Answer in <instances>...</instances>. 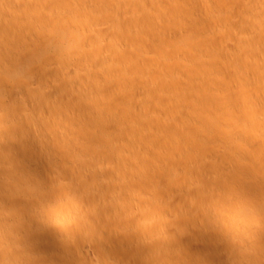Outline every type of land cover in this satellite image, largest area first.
Instances as JSON below:
<instances>
[{"label":"bare ground","instance_id":"1","mask_svg":"<svg viewBox=\"0 0 264 264\" xmlns=\"http://www.w3.org/2000/svg\"><path fill=\"white\" fill-rule=\"evenodd\" d=\"M261 113L264 0H0V264H264Z\"/></svg>","mask_w":264,"mask_h":264},{"label":"rangeland","instance_id":"2","mask_svg":"<svg viewBox=\"0 0 264 264\" xmlns=\"http://www.w3.org/2000/svg\"><path fill=\"white\" fill-rule=\"evenodd\" d=\"M201 7H202L201 9L198 7V8L200 9V11L198 10L199 12H197L198 14H200V12L203 14L204 11H205L204 9H207V8H208L206 5H203V6H201ZM205 7H207V8H205ZM60 11H61V10H60ZM206 11H207V14L209 15V8H208ZM206 11H205V13H204L203 15L206 14ZM224 12H226V13H225V15H226V14H227V11L224 10ZM224 12L222 13L223 16H222V15L220 16V20H219V18H217V20H215V21H216L215 23H219V24H215V23L213 22L214 25L210 24V26H211V25H212V26L217 25V27H218V26L220 27V25L222 24V21H223L222 19H223V17L225 16V15H224ZM207 14H206V15H207ZM211 14H212V13H211ZM211 14H210L209 16H211ZM215 14H217V13L214 12L213 15H212L211 17H213ZM228 15H229V14H227L226 16L228 17ZM198 16H200V15H198ZM221 17H222V19H221ZM23 18H24L25 20H24ZM200 18H203V16L201 15ZM22 19H23L24 22L26 21V24H28V25L30 24V22H29V20H27L26 16H24V15H23V17L21 18V21L19 20L21 24L18 22L20 25L23 26V27H22V26H20V27H21V29L24 30L25 34H28L27 36L25 35V36L29 39L28 41H32V42H34V43H36V44H38V41H39V44L43 45V43L45 42V38L42 39L41 37H43V36H42L40 33H39V35H40V37H39V36H38V32H39V31L37 32V30H33L32 27H31V28H32L31 30H33V31H31V32L33 33V32L35 31L37 34L33 33V35H31L32 33L30 32V27L28 28V26H27L24 22L22 23ZM224 19L227 20L226 17H224ZM218 20H219L220 22H219ZM28 22H29V23H28ZM227 22H228V21H227ZM209 23H211V22H209ZM23 24H24V25H23ZM225 24H227V23H226V22L224 23V21H223V26L221 25V27H220L219 29L216 27V28H217V29H216V32H217V30H218L217 33H220V32L223 30L222 27L226 28V25H225ZM207 26H208V24H207ZM210 26H209V27H210ZM212 26H211V27H212ZM26 27H27V28H26ZM209 27H208V28H209ZM25 28L28 29L29 31L27 32V30H26ZM23 30H22V31H23ZM195 30H196V29H194V30L191 31L192 36L194 35L193 33H195V35H194L195 38H196V36H197V38H198L199 36H201L202 38L199 37L198 39H202V40H204V39L208 40V39H209V41H212L211 38L208 36L207 31H206V34H207V35L204 33V35L206 36V37L204 38V36H202V34H203L202 32H201V33H202L201 35H200V32H197V31H200V30H196V31H195ZM196 32H197V35H196ZM29 33H30V34H29ZM198 33H199V35H198ZM29 35H30L31 37H30ZM28 36H29V37H28ZM208 37H209V38H208ZM35 38H36V39H35ZM39 38H40V39H39ZM41 39H42V40H41ZM34 40H35V41H34ZM37 40H38V41H37ZM42 41H43V42H42ZM40 42H41V43H40ZM45 43H46V42H45ZM210 44H211V42H210L209 44H206V45H207V46L209 45V47H211ZM181 45H182V44L178 43V47L181 46ZM207 46H206V47H207ZM181 47H182V48L180 49L181 51H182V49H184V50H183V53L187 52V54H190L189 47H186V46H185L186 49L183 48V47H184V44H183ZM207 48H208V47H207ZM207 48H206V49H207ZM187 49H188V50H187ZM209 49H210V48H209ZM188 52H189V53H188ZM202 55H203V54H202ZM202 55H201L202 58H201L200 56H199L200 58L197 56V57L199 58V61H201L203 58L206 57V56L204 57V55H203V56H202ZM197 57L195 58V57L193 56V58H195V59H194L195 61H192V62H193V63L196 62L195 64H197V62H199L198 60L196 61V59H198ZM205 59H206V58H205ZM203 60H204V59H203ZM11 67H13V66H11ZM14 67H16V68L14 69ZM14 67H13V70H14V71H13V75H15V76H14V79H15V80H18L19 78L22 79V80H26V79H28L29 76L27 75V78H26V77H25L26 74L24 75V77H25L26 79H24V77H21V76H23V75H21L22 73H23V74H24V72L26 73V71L23 70V69L25 68L24 66H22V65H21V66H16V65H14ZM18 67H20V68H18ZM21 67H22V68H21ZM17 68H18V69H17ZM11 69H12V68H11ZM20 69H22L23 72H22V70H20ZM16 75H19V76L21 75V76L18 78ZM16 77H17V78H16ZM184 78H185V77H184ZM184 78H183V80H184ZM186 79H187V77H186ZM186 79H185L184 81H187ZM194 80H195V79H194ZM196 80H198V79L196 78ZM199 80H201V79H199ZM202 80H203V79H202ZM194 82H195V81H194ZM181 83H182V82H181ZM198 83H199V84L202 83V85L205 86V85L203 84V83H205V82H203V81H201V83H200V81H199V82H197V81L195 82V84H198ZM205 84H206V83H205ZM33 85H34V84H33ZM34 86H36V85H34ZM14 93H15V96H11V95H8V96H10V98L12 97L11 99H14V102H15V100H16L17 103H16V102H15V103H14V102H13V103L10 102V101H12V100H10V98H9V102H10V103H9V104L7 103V104H8V107H9L10 104H11L12 106H10L9 108L14 107V108H19V109H20V107L23 105L22 107H23L24 111H23L22 109H20V110L23 111V112H25V110L27 109V110H26V111H27L26 113H28V111L30 112V111H31V110H30L31 108L29 107V105L31 104L30 100L28 101V98H27L25 95H24V98H22V97H23V94H21V93L18 92V91H14ZM16 94H19V95L17 96ZM12 95H14V94H12ZM8 96L6 97V99L8 98ZM19 96H20V97H19ZM15 97H16L17 99H15ZM21 98H22V99H21ZM18 99H19V100H18ZM23 100H24V101H23ZM7 101H8V99H7ZM27 101H28V102H27ZM18 102H19L20 104H19ZM25 102H26V103H25ZM29 102H30V103H29ZM21 103H23V104H21ZM24 104H25V105H24ZM26 104H29V105H26ZM13 105H14V106H13ZM17 105H18V106H17ZM31 106H32V105H31ZM27 107H29V108H27ZM25 108H26V109H25ZM28 109H29V110H28ZM32 109H33V108H32ZM259 117L264 118L263 113H261V114L259 115ZM254 177H255V176H254ZM254 177H253V178H254ZM110 256H111V254H110ZM112 257H114L113 254H112Z\"/></svg>","mask_w":264,"mask_h":264}]
</instances>
